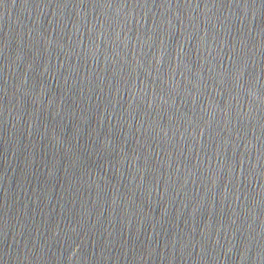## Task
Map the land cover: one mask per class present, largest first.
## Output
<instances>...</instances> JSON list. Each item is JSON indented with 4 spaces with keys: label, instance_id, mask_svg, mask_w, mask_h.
I'll list each match as a JSON object with an SVG mask.
<instances>
[{
    "label": "water",
    "instance_id": "obj_1",
    "mask_svg": "<svg viewBox=\"0 0 264 264\" xmlns=\"http://www.w3.org/2000/svg\"><path fill=\"white\" fill-rule=\"evenodd\" d=\"M0 264H264V100L218 0H0Z\"/></svg>",
    "mask_w": 264,
    "mask_h": 264
}]
</instances>
